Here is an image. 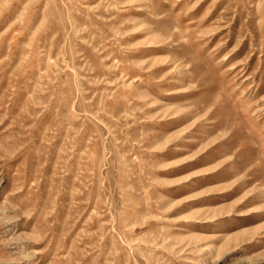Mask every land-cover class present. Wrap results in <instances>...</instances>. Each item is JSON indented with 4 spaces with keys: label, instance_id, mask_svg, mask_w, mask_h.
Masks as SVG:
<instances>
[{
    "label": "rangeland",
    "instance_id": "1",
    "mask_svg": "<svg viewBox=\"0 0 264 264\" xmlns=\"http://www.w3.org/2000/svg\"><path fill=\"white\" fill-rule=\"evenodd\" d=\"M0 264H264V0H0Z\"/></svg>",
    "mask_w": 264,
    "mask_h": 264
}]
</instances>
